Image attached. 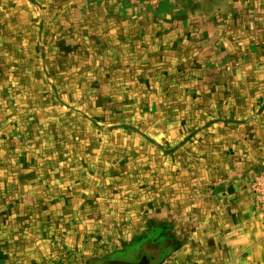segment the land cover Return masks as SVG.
<instances>
[{"label": "rangeland", "instance_id": "374dc122", "mask_svg": "<svg viewBox=\"0 0 264 264\" xmlns=\"http://www.w3.org/2000/svg\"><path fill=\"white\" fill-rule=\"evenodd\" d=\"M188 1L0 0V264H264L209 225L212 170L264 137V11Z\"/></svg>", "mask_w": 264, "mask_h": 264}, {"label": "crops", "instance_id": "0c3cea01", "mask_svg": "<svg viewBox=\"0 0 264 264\" xmlns=\"http://www.w3.org/2000/svg\"><path fill=\"white\" fill-rule=\"evenodd\" d=\"M160 2L167 3L168 9L165 12H169L170 10L176 12L180 10L182 3L189 9V5L191 4L188 0H181L180 2L176 0H156L157 4ZM220 2L227 5H243V8L241 7L242 11H247L249 19L251 17L252 6L258 4V8L261 7L260 11H264V9H262L264 0H222ZM150 3H154V1ZM177 5H180V7L178 8ZM244 7H246V9H244ZM237 11L240 13V9ZM254 11L256 10L253 9V12ZM244 14L245 13L242 12V15ZM259 16L261 17L260 21L263 23L264 13H260ZM227 19L230 20L229 16H227ZM247 28L250 30L249 23ZM262 49H264V46H262ZM259 114L264 117V109L261 110ZM259 141H261V143ZM259 141L258 138L254 143L251 141L250 144H247L249 148L247 150L237 144L236 146L232 145L230 149H233L234 152H236V150L238 152L239 150H243L246 154L243 153L240 156H234L225 163L226 166L224 168L220 167L221 169L214 168L212 170L213 176L211 175V177L215 180L211 184L214 190H216L214 194L218 200V206L212 216L213 220H211L209 224L216 232V234H212L213 237L211 242L212 247L214 246L213 250L217 252L220 251L219 258L225 259L226 261L238 260V258L245 260L249 258L251 252L250 248L253 244L262 245L264 243V240L259 237V223L257 219H252L251 210L248 205L244 204L245 201L243 200L246 194L245 191L247 190V180L264 169V137ZM213 164L219 167V164L213 163L212 160V165ZM218 197L221 198L219 199ZM221 201L226 202V204L221 206L219 204ZM223 215L226 216V220L222 219Z\"/></svg>", "mask_w": 264, "mask_h": 264}, {"label": "trees", "instance_id": "16d2710c", "mask_svg": "<svg viewBox=\"0 0 264 264\" xmlns=\"http://www.w3.org/2000/svg\"><path fill=\"white\" fill-rule=\"evenodd\" d=\"M167 3L166 2H160L157 4V10L154 11V13L158 14V12H165L167 11Z\"/></svg>", "mask_w": 264, "mask_h": 264}, {"label": "water", "instance_id": "95a60500", "mask_svg": "<svg viewBox=\"0 0 264 264\" xmlns=\"http://www.w3.org/2000/svg\"><path fill=\"white\" fill-rule=\"evenodd\" d=\"M118 264H128V263H122V262H120V263H118Z\"/></svg>", "mask_w": 264, "mask_h": 264}]
</instances>
